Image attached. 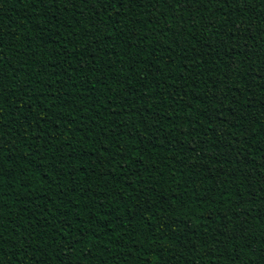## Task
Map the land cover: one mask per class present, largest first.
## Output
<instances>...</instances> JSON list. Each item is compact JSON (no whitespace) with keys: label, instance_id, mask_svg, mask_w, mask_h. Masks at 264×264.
<instances>
[{"label":"trees","instance_id":"1","mask_svg":"<svg viewBox=\"0 0 264 264\" xmlns=\"http://www.w3.org/2000/svg\"><path fill=\"white\" fill-rule=\"evenodd\" d=\"M64 7L0 0L4 260L33 264L10 253L34 231L40 264H255L264 0Z\"/></svg>","mask_w":264,"mask_h":264},{"label":"snow or ice","instance_id":"2","mask_svg":"<svg viewBox=\"0 0 264 264\" xmlns=\"http://www.w3.org/2000/svg\"><path fill=\"white\" fill-rule=\"evenodd\" d=\"M80 2L82 3H87L88 0H80ZM124 0H95V6H98L99 9L103 10V11H107V8L111 7L112 5H115L117 3H120L121 6L123 5ZM173 3H177V4H197V6H202L205 3L208 4H212V3H227V0H172ZM250 2V0H244V3H248ZM40 3L42 4H52L54 7H56L57 5H59L60 3H64L65 7H64V11H67V6L68 4H72L73 7H75L76 4V0H40ZM57 11H60L59 7L56 8ZM183 8L180 9L181 12H183ZM97 17H101V12L97 11L96 13ZM96 27V30L99 31V27ZM111 34H115V33H111ZM3 47V42H2V37H0V48ZM95 59V57H93V60ZM262 71H264V69H262ZM0 79H2V77H0ZM3 93H2V89H0V97H2ZM224 99H227V96H224ZM213 103H215V101H213ZM208 111H211V108L208 109ZM3 100L0 99V121L3 120ZM11 115V114H10ZM12 124H15V119H13L11 121ZM39 124V121H38ZM30 126V125H29ZM21 127H23V125H21ZM12 131H15V129L13 128ZM222 134V133H221ZM9 135V132L7 129H3L0 130V139L3 138V136ZM19 135V134H18ZM7 149L3 146L0 145V152L3 153H7ZM61 151H63V148H61ZM51 155V159L55 160V155ZM9 164H10V169L6 170L3 168L2 164L3 162L0 161V178H2L5 175V172L7 171L9 179L15 178L16 177V173L14 171H11L12 167H15V162L13 159H9L8 160ZM63 163V157H61L60 161H57V164H61ZM264 183V182H262ZM57 187H59V185H57ZM261 192H264V186H262L260 188ZM61 195L63 193H60ZM250 202H255L254 199L251 200ZM83 222L80 221L79 224H82ZM247 219L240 221V229L239 232L241 234L246 233L248 237H251V232L248 230L247 227H245L247 225ZM31 226V225H30ZM39 226V225H37ZM48 227L50 229H52V232L54 234V236H48L47 238L49 240H52L54 237H61L63 238V244L60 245L58 244L57 247H63V246H70L69 247V251H73L75 250V245L72 243V241L69 239V237L71 236V233L74 231L73 229V225L72 223H65L63 220L58 221L55 228H53V226L51 224H48ZM106 227V225L104 226ZM225 227H227V224L225 225ZM161 231H163V229H161ZM17 236H19V233H17ZM29 237H32L31 239H29L28 237H24V238H20V245L19 248H17V245L15 243L12 244V251L10 253V255L12 257H17L20 255V250L23 249L24 251V256L28 259H32L33 264H40V262L38 260L35 259L34 256H30L29 255V250H31L32 253H35L38 249L36 247H33L34 244V240L36 238V234L34 231L29 232ZM233 237H230V239ZM236 239L241 238L240 236H236ZM161 239H163V237H161ZM7 241H5V236L4 233L2 231H0V248H2L3 243H5ZM82 241L81 240H76L75 244H81ZM217 244L220 243L219 240L216 241ZM251 243V241H250ZM40 247H43V245H40ZM49 247H51V245H49ZM8 253V252H7ZM252 254L255 257V264H264V242L261 243L260 245V249L257 252V250L255 248L252 249ZM9 255V253H8ZM7 255V256H8ZM4 256H5V252L0 251V264H9L8 261L4 260ZM91 256V251L89 250L87 252V254L85 255V259H89V257ZM70 259V257H69ZM236 259H239V257H236ZM17 264H19V261H17ZM63 264V262H62ZM89 264H91V262L89 261Z\"/></svg>","mask_w":264,"mask_h":264}]
</instances>
